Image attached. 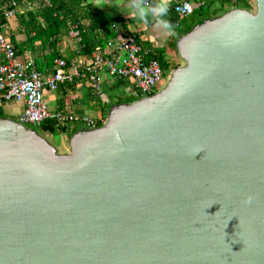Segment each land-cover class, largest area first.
<instances>
[{
	"label": "water",
	"instance_id": "95a60500",
	"mask_svg": "<svg viewBox=\"0 0 264 264\" xmlns=\"http://www.w3.org/2000/svg\"><path fill=\"white\" fill-rule=\"evenodd\" d=\"M251 2L186 30L164 86L114 101L63 151L0 117V264H264V0Z\"/></svg>",
	"mask_w": 264,
	"mask_h": 264
},
{
	"label": "crops",
	"instance_id": "0c3cea01",
	"mask_svg": "<svg viewBox=\"0 0 264 264\" xmlns=\"http://www.w3.org/2000/svg\"><path fill=\"white\" fill-rule=\"evenodd\" d=\"M180 1L165 0L164 3L168 8L167 16H158V19H155L149 10L144 7L142 0H90L100 11L116 19L114 29L117 36L115 39L110 40L109 43L118 41L125 31H133L137 34L142 44L149 46L155 51V58L160 56L166 67L172 69L180 64L175 44L177 38L182 35V31L186 29L188 24L198 20L203 13L215 10L216 4L222 3L224 0H195L192 4L194 13L185 17L176 14L172 9V6ZM130 3H134L138 7L132 8ZM200 5L203 7L199 8ZM43 6L38 4L30 8L26 3H20L19 13L12 18L6 19L0 31L14 45L18 62L33 61L37 69L39 67L38 70L45 77H48L55 71V59L62 58L68 63H72L84 56L80 55L81 42L73 40L74 38L70 39L71 31L74 26H77L73 23H70L66 31L56 39L47 40L42 34H39L37 29H35V22L32 20L31 14H40ZM161 19H167L173 25L172 32H164V29L160 27ZM37 23L43 25L44 21L40 17L37 19ZM73 42L75 46L72 44ZM100 48L98 46L97 50ZM54 54H58V57L50 65V59ZM3 62L4 55L0 50V66ZM103 84L104 94L99 99L92 95L89 84L84 81H76L72 84L60 86L55 91L45 89L44 96L51 111H63L78 116L97 118L103 113L106 114L108 106L114 101L125 100L130 97L128 90L131 87L132 80L126 78L113 79L105 75ZM24 110L25 104L23 102L0 103V117L18 119ZM81 126L82 124H76L69 128L61 129L65 138V147L69 135ZM44 134L48 136L51 133Z\"/></svg>",
	"mask_w": 264,
	"mask_h": 264
},
{
	"label": "built area",
	"instance_id": "2783aa9c",
	"mask_svg": "<svg viewBox=\"0 0 264 264\" xmlns=\"http://www.w3.org/2000/svg\"><path fill=\"white\" fill-rule=\"evenodd\" d=\"M153 18L158 19L153 9L165 0H142ZM193 1L181 0L172 6L173 11L180 16L194 13ZM235 5L242 0H226ZM30 8L34 5L51 6V0H23ZM1 9V8H0ZM20 11L18 0L6 1L3 13H0V28L3 19L14 17ZM70 37L81 42L80 30L74 26ZM0 50L4 62L0 66V103L23 102L25 110L18 118L24 124L41 126L51 121L57 128H69L74 125L97 127L105 122L106 114L97 118L78 116L63 111H51L44 96V90H57L60 86L84 81L89 84L92 95L99 99L104 94L103 77L132 80L129 88V98L153 95L164 82L167 71L154 55L155 51L142 44L133 31H125L118 41L109 43L106 48L96 49L92 56L79 58L68 63L65 59H55V71L45 77L33 61L25 63L16 59V49L0 31Z\"/></svg>",
	"mask_w": 264,
	"mask_h": 264
},
{
	"label": "trees",
	"instance_id": "16d2710c",
	"mask_svg": "<svg viewBox=\"0 0 264 264\" xmlns=\"http://www.w3.org/2000/svg\"><path fill=\"white\" fill-rule=\"evenodd\" d=\"M6 1L8 0H0V13H3ZM18 2L22 3L23 0H18ZM234 6H241V3L238 2L235 5L230 3L223 4L220 9L203 13L199 16L198 20L188 24L186 29H184L181 34L202 20L213 16L222 9H225V7L229 8ZM202 7L203 6L201 5L199 6V8ZM40 17L44 21L43 25L37 23V19ZM31 18L35 22V29H37L39 34H42L45 38H47V40L59 38L64 31H66L70 23L77 25L81 35L80 55H83L88 59L96 51L98 46L103 49L106 48L109 41L115 39L117 36L116 30L114 29L116 19L100 11L98 7L94 6V4L90 2V0H51V6H43L40 14H31ZM5 21L6 19L4 18L3 22ZM57 57L58 54H54V56L51 57L50 65ZM156 59L159 60L162 66H165L163 65V60L160 56L156 57ZM165 68L168 67L165 66ZM125 100L131 101L133 98ZM122 101L124 100H119L117 103ZM40 127L43 133H55L61 131L60 128H57L51 121L45 122ZM77 129L78 128H76L73 133Z\"/></svg>",
	"mask_w": 264,
	"mask_h": 264
},
{
	"label": "rangeland",
	"instance_id": "374dc122",
	"mask_svg": "<svg viewBox=\"0 0 264 264\" xmlns=\"http://www.w3.org/2000/svg\"><path fill=\"white\" fill-rule=\"evenodd\" d=\"M222 4H227V2H225V0L221 3V2H219V4L217 3L216 4V7H215V9H220L221 8V6H222ZM252 4V2H251V0H242L241 1V6H244V7H247V6H249V5H251ZM225 6V5H224ZM70 39H73V38H71L70 37ZM73 40H75V39H73ZM74 46H75V44H74V42L72 43ZM163 65H165L164 63H163ZM166 66V65H165ZM165 66H163V67H165ZM178 66V65H177ZM177 66H175V67H177ZM174 67V68H175ZM173 68V69H174ZM168 73L166 74V76H165V79H164V82L162 83V86H164L165 85V83H166V81H167V79H168V77H169V74H170V70H168L167 71ZM108 77V76H107ZM110 78V77H109ZM161 86V87H162ZM160 87V88H161ZM31 127H34V128H36L37 130H39L40 132H42L41 131V127L40 126H38V125H30ZM48 139L51 141V142H53L60 150H64V148H65V144H64V135H63V133L61 132V131H58V132H55V133H51V134H48ZM65 142H66V140H65Z\"/></svg>",
	"mask_w": 264,
	"mask_h": 264
},
{
	"label": "clouds",
	"instance_id": "9594fccd",
	"mask_svg": "<svg viewBox=\"0 0 264 264\" xmlns=\"http://www.w3.org/2000/svg\"><path fill=\"white\" fill-rule=\"evenodd\" d=\"M130 7L135 8L138 7L136 4L134 3H130ZM153 12L155 15L160 16V17H165L168 14V8L167 5L165 3H159L154 9ZM141 14H143V12H141ZM160 27L164 29V32L166 33H170L173 31V25L167 20V19H161L160 20ZM203 149L200 148L199 150H197L196 152H194L192 154V156H194L196 153L201 152ZM248 201L246 200L245 203H247ZM218 212V211H217Z\"/></svg>",
	"mask_w": 264,
	"mask_h": 264
},
{
	"label": "flooded vegetation",
	"instance_id": "af4514ba",
	"mask_svg": "<svg viewBox=\"0 0 264 264\" xmlns=\"http://www.w3.org/2000/svg\"><path fill=\"white\" fill-rule=\"evenodd\" d=\"M250 6V5H249Z\"/></svg>",
	"mask_w": 264,
	"mask_h": 264
}]
</instances>
